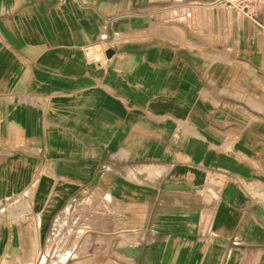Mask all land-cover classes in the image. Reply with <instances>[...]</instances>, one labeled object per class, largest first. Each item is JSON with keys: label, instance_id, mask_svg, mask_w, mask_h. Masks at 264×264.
<instances>
[{"label": "crops", "instance_id": "1", "mask_svg": "<svg viewBox=\"0 0 264 264\" xmlns=\"http://www.w3.org/2000/svg\"><path fill=\"white\" fill-rule=\"evenodd\" d=\"M214 1L0 0V264H264V5Z\"/></svg>", "mask_w": 264, "mask_h": 264}, {"label": "rangeland", "instance_id": "2", "mask_svg": "<svg viewBox=\"0 0 264 264\" xmlns=\"http://www.w3.org/2000/svg\"><path fill=\"white\" fill-rule=\"evenodd\" d=\"M80 235H82L81 231H80ZM81 237L82 236H79V239ZM69 245H65V246H62V247L58 248V251H56V252H52L51 251L49 253V257H47V259H43V256H41V257H39V259L35 263H31V264H68V263H70L72 261V258H68L66 260V257L68 255L70 257V255H72V254H77V255H80V256H82L84 254L85 249H84L83 245L80 246V248L77 249V252H74V251H76V247H75L76 243L72 244V247H71L70 251H67V249H69L68 248ZM72 250H73V252H72ZM83 258H85V257H82V259Z\"/></svg>", "mask_w": 264, "mask_h": 264}, {"label": "built area", "instance_id": "3", "mask_svg": "<svg viewBox=\"0 0 264 264\" xmlns=\"http://www.w3.org/2000/svg\"><path fill=\"white\" fill-rule=\"evenodd\" d=\"M214 3L235 9L249 17H255L258 9L264 5V0H215Z\"/></svg>", "mask_w": 264, "mask_h": 264}, {"label": "water", "instance_id": "4", "mask_svg": "<svg viewBox=\"0 0 264 264\" xmlns=\"http://www.w3.org/2000/svg\"><path fill=\"white\" fill-rule=\"evenodd\" d=\"M108 53H110V51Z\"/></svg>", "mask_w": 264, "mask_h": 264}]
</instances>
